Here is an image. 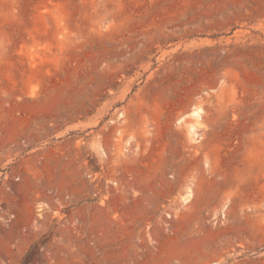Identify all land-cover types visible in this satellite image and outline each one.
<instances>
[{
  "label": "rangeland",
  "instance_id": "obj_1",
  "mask_svg": "<svg viewBox=\"0 0 264 264\" xmlns=\"http://www.w3.org/2000/svg\"><path fill=\"white\" fill-rule=\"evenodd\" d=\"M0 264H264V0H0Z\"/></svg>",
  "mask_w": 264,
  "mask_h": 264
},
{
  "label": "bare ground",
  "instance_id": "obj_2",
  "mask_svg": "<svg viewBox=\"0 0 264 264\" xmlns=\"http://www.w3.org/2000/svg\"><path fill=\"white\" fill-rule=\"evenodd\" d=\"M194 113V112H193ZM194 115L195 116H199V111H198V109H197V111H195V113H194ZM199 118V117H198ZM199 120V119H198ZM195 121H197L196 119H195ZM198 123H199V121H198ZM186 123H184V125H185ZM197 123L196 122H194V123H191V124H189L190 125V127L188 128L190 131L191 130H194V128L197 126L196 125ZM202 125V124H201ZM188 127V126H187ZM198 128V127H197ZM187 129V128H186ZM196 134V133H195ZM195 136V135H194ZM103 152V151H102ZM104 155V154H103ZM192 197V195H191V192H187V194L186 195H184L183 196V201H185V202H188L189 200H190V198Z\"/></svg>",
  "mask_w": 264,
  "mask_h": 264
}]
</instances>
